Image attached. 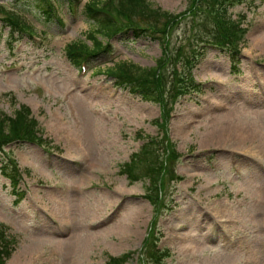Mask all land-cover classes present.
<instances>
[{
    "label": "rangeland",
    "instance_id": "1",
    "mask_svg": "<svg viewBox=\"0 0 264 264\" xmlns=\"http://www.w3.org/2000/svg\"><path fill=\"white\" fill-rule=\"evenodd\" d=\"M89 1L72 14L59 0L62 23L22 2L0 0L35 30L34 36L13 38L0 11V113L13 116L26 105L43 138V144L14 142L0 149V229L4 248L12 249L7 264H111L125 253V264H155L144 249L148 238L172 253L164 264H264V0L231 9L245 31L240 61L232 64L226 54L207 49L189 70L202 90L170 98L167 120L160 119L162 102L117 87L107 72L123 62L156 66L166 48L169 54L178 47L197 50L196 36L213 37L212 23L202 20L204 13H188L172 26L165 46L133 30L112 40L99 35L103 45L112 44L113 55L91 57L94 69L84 71L65 50L75 42L93 45ZM147 1L175 15L192 4ZM176 67L186 70L182 62ZM70 75H78L79 90L89 94L88 127L62 92L72 86ZM59 117L76 142L61 130ZM225 125L227 133L213 136ZM166 132L170 147L160 146V152L168 171L156 196L149 178L133 182L123 169L146 141ZM3 160L20 174L17 189L2 173ZM141 205L140 227L128 235L132 212Z\"/></svg>",
    "mask_w": 264,
    "mask_h": 264
},
{
    "label": "trees",
    "instance_id": "2",
    "mask_svg": "<svg viewBox=\"0 0 264 264\" xmlns=\"http://www.w3.org/2000/svg\"><path fill=\"white\" fill-rule=\"evenodd\" d=\"M25 4V6L35 8L38 13L48 20H58L63 23L58 16L57 2L59 0H14ZM67 1L68 6L72 5L74 0ZM242 2V0H240ZM239 0H192L188 12L183 14H173L160 8H153L152 4L147 0H92L86 5L85 10L89 20L96 23V28L92 31L90 39L93 41L92 47L84 43H72L69 47V52L75 58L76 63L83 57L95 56L99 51L111 52V45H103L97 36L110 40L124 26H128L133 30L136 37L149 36L153 39L160 40L164 46L170 41L171 28L180 21V18L190 13L193 16L199 13H204V18L209 19L213 30V37L207 32V36L202 35L197 38L196 44L207 43L216 45L222 50L230 51L233 62H238L239 47L241 38L245 35V31L239 21L233 18L231 9L237 5ZM0 11L5 14L4 19L12 29H20L22 26L29 29L28 25L21 19V15L15 11L4 8L0 5ZM241 16V15H240ZM242 19L245 16H241ZM241 20V19H240ZM194 24H198V20H194ZM21 26V27H20ZM204 26V30H205ZM194 39V38H193ZM165 49V48H164ZM166 56L161 58L156 66L150 68H142L137 65L123 62L116 69H111L114 75L117 76V82L126 87L129 86L132 92H138L144 99L153 102H162L164 106V118L167 120L171 108L170 98L175 101L177 97L189 93L193 89H199L197 84H194V77L187 68L192 62L199 61L198 55H203L204 51L198 47V53L195 50L187 52L183 47H178L175 53L169 54L164 50ZM194 53V55H193ZM93 54V55H91ZM178 62H182L186 66V70H179L176 67ZM170 65L172 73L167 74L170 68L166 71L167 65ZM184 69V68H183ZM31 110L26 105H23L13 116L5 113H0V149L3 146L14 141H30L42 144L43 138L38 135L37 120L30 117ZM160 146L163 148L170 147L168 133L162 139H151L146 141L141 150L132 155L131 160L124 165V172L131 178L137 181L141 178H149L156 186L155 195L161 194L163 188V175L168 171L166 157H163L160 152ZM170 154V152H169ZM174 160L173 156H170ZM2 173L8 177L13 188L17 189L20 182V174L18 171H11L7 161H2ZM163 171H165L163 173ZM163 173V175H162ZM19 197L24 193L17 192ZM19 201V198H17ZM1 227V225H0ZM5 233L0 231V264H7V260L12 254V249L4 248ZM152 242V243H151ZM148 238L145 242V248L148 249V254L151 261L155 264H163V259L169 256L170 251H155L153 248L157 245V239L151 241ZM150 247V249L148 248ZM129 258V253H125L119 257H113L111 264H125Z\"/></svg>",
    "mask_w": 264,
    "mask_h": 264
},
{
    "label": "bare ground",
    "instance_id": "3",
    "mask_svg": "<svg viewBox=\"0 0 264 264\" xmlns=\"http://www.w3.org/2000/svg\"><path fill=\"white\" fill-rule=\"evenodd\" d=\"M262 35V34H261ZM260 35V36H261ZM258 36V35H257ZM259 37V36H258ZM258 39V38H257ZM259 41V40H258ZM262 42H260V43H262L263 45H264V40H261ZM69 76V75H68ZM69 80H70V83H71V87L70 86H68V85H66V86H68V87H66V88H64L63 87V94L65 95V98L69 101V106L75 111V112H78V110H80V114H81V116H82V118H83V120H84V124H85V126L86 127H88L89 126V124H90V114H89V112H88V101H89V94L88 95H86V94H83L80 90H79V86H80V79H78V77H76V76H74V75H70V77H69ZM82 83V82H81ZM64 86V85H63ZM73 87V88H72ZM73 103H71V102ZM75 108V109H74ZM59 119V125H60V128H61V130H63L64 132H66V134H67V137H68V140L70 141V142H76V139H73V134H69L68 132L70 131L69 129H68V127L66 126V124H65V122H63L62 121V117H59L58 118ZM229 124L230 123H228L227 124V126H229ZM227 126L225 125V126H223V127H220V128H215V132H214V134H213V136L214 135H216V136H218V135H220V138L222 137L221 136V133L224 131L225 133H227L228 132V128H227ZM224 129H226V130H224ZM217 133H220V134H217ZM212 136V135H211ZM232 150V149H231ZM235 150L236 149H233V153H235ZM251 154V156H253L254 158H255V154L254 153H250ZM143 207H144V205H141V206H139V208H137V209H135V212H132L133 214L131 215L132 216V218H131V220H130V224H129V226H127V228H126V232L128 233V235H129V233H131L132 231H131V229L134 227H137V229H139V225L137 224V221H138V219L139 218H137V216L139 215V210H141V209H143ZM136 217V218H135ZM130 225H134V226H130ZM46 238V237H45ZM27 253V254H26ZM25 254H24V257H27V256H29L30 255V253L29 252H26ZM23 257V258H24ZM33 258V257H32ZM32 258L29 260V261H31V263H32Z\"/></svg>",
    "mask_w": 264,
    "mask_h": 264
}]
</instances>
